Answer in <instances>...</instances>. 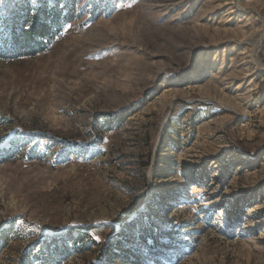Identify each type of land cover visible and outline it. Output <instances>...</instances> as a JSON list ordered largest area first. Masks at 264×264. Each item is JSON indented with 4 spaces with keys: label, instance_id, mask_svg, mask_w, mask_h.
<instances>
[{
    "label": "rangeland",
    "instance_id": "rangeland-1",
    "mask_svg": "<svg viewBox=\"0 0 264 264\" xmlns=\"http://www.w3.org/2000/svg\"><path fill=\"white\" fill-rule=\"evenodd\" d=\"M233 1L0 0V264H264V0Z\"/></svg>",
    "mask_w": 264,
    "mask_h": 264
},
{
    "label": "trees",
    "instance_id": "trees-1",
    "mask_svg": "<svg viewBox=\"0 0 264 264\" xmlns=\"http://www.w3.org/2000/svg\"><path fill=\"white\" fill-rule=\"evenodd\" d=\"M32 33V31H31V29L30 30H27L26 32H24V35L26 36V37H28L29 36V34H31ZM39 33H41V32H39ZM39 33H36V34H39ZM36 37L37 35H33L32 37ZM110 248V247H109ZM111 250V249H110ZM109 252V251H108Z\"/></svg>",
    "mask_w": 264,
    "mask_h": 264
},
{
    "label": "bare ground",
    "instance_id": "bare-ground-1",
    "mask_svg": "<svg viewBox=\"0 0 264 264\" xmlns=\"http://www.w3.org/2000/svg\"><path fill=\"white\" fill-rule=\"evenodd\" d=\"M237 1H238V0H234V1H233V7H237V5H238V4H237ZM166 5H167V4H166ZM238 9H239V8H238ZM256 49H257V45L254 46V49H253L252 51H256Z\"/></svg>",
    "mask_w": 264,
    "mask_h": 264
}]
</instances>
